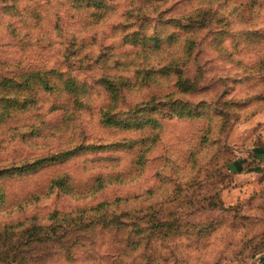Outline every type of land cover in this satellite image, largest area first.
<instances>
[{
	"label": "rangeland",
	"instance_id": "374dc122",
	"mask_svg": "<svg viewBox=\"0 0 264 264\" xmlns=\"http://www.w3.org/2000/svg\"><path fill=\"white\" fill-rule=\"evenodd\" d=\"M37 70L78 90L0 84V264H264V0H0Z\"/></svg>",
	"mask_w": 264,
	"mask_h": 264
},
{
	"label": "trees",
	"instance_id": "16d2710c",
	"mask_svg": "<svg viewBox=\"0 0 264 264\" xmlns=\"http://www.w3.org/2000/svg\"><path fill=\"white\" fill-rule=\"evenodd\" d=\"M56 72H53L52 70H37L34 74L32 75H27L23 77L22 80H15L14 78H6V77H0V84L3 85L6 88H13L15 91L16 90H31L32 92L34 89L37 91L38 89H42L43 92H49V93H56L58 91H64L67 94H74L77 92L78 88L77 85H75V79H73L70 76H65L62 72H59L55 74ZM58 79V83H55L53 80ZM16 94V92H14ZM3 96V104H7V102H10L9 95L2 93ZM23 98L19 102L17 101V98L13 102L12 105L14 108L17 109H25L27 105H32L34 103H37L38 98L32 94L27 96L21 97ZM6 101V102H5ZM11 108V107H10ZM7 111H3V115H6Z\"/></svg>",
	"mask_w": 264,
	"mask_h": 264
},
{
	"label": "crops",
	"instance_id": "0c3cea01",
	"mask_svg": "<svg viewBox=\"0 0 264 264\" xmlns=\"http://www.w3.org/2000/svg\"><path fill=\"white\" fill-rule=\"evenodd\" d=\"M261 147H262V148H263V150H264V146L262 145Z\"/></svg>",
	"mask_w": 264,
	"mask_h": 264
}]
</instances>
